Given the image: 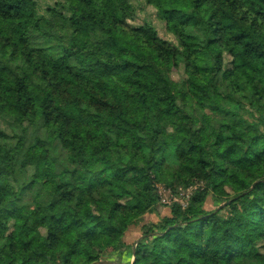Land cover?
<instances>
[{"label":"trees","instance_id":"16d2710c","mask_svg":"<svg viewBox=\"0 0 264 264\" xmlns=\"http://www.w3.org/2000/svg\"><path fill=\"white\" fill-rule=\"evenodd\" d=\"M146 4L0 0V264H264V0Z\"/></svg>","mask_w":264,"mask_h":264},{"label":"rangeland","instance_id":"374dc122","mask_svg":"<svg viewBox=\"0 0 264 264\" xmlns=\"http://www.w3.org/2000/svg\"><path fill=\"white\" fill-rule=\"evenodd\" d=\"M56 1H58V0H38V2L40 3V5L42 7L54 4ZM134 5L137 9V15H138L137 20L134 22L135 25H139V24H142V23L147 22V21L152 22L157 27L160 35L163 38H165V39H167L173 43H176V39L172 35H170L166 32L164 23L157 19L156 11L152 7L147 6L146 0H134ZM183 76L184 75L182 74V72H178V73L174 72V77L176 80H181L183 78ZM164 189H165L164 186L160 185L161 200H162V205L160 207V211H161L162 215H165L169 212L170 205L175 201V199H172L171 196L164 191ZM173 193H174V195L177 194V192L176 193L173 192ZM206 207L210 210L215 208L212 198L208 199ZM135 237H136V234L130 232V233H128L127 239L129 242H132V240Z\"/></svg>","mask_w":264,"mask_h":264},{"label":"built area","instance_id":"2783aa9c","mask_svg":"<svg viewBox=\"0 0 264 264\" xmlns=\"http://www.w3.org/2000/svg\"><path fill=\"white\" fill-rule=\"evenodd\" d=\"M192 190H193V188H190V189H187V190H180L179 193L174 195L171 191L164 189V191L166 193H168L171 196L172 199H175V201H181L184 206L187 205V201L186 200H188L190 198V196L192 194ZM159 192H160V196H161V191H159Z\"/></svg>","mask_w":264,"mask_h":264},{"label":"water","instance_id":"95a60500","mask_svg":"<svg viewBox=\"0 0 264 264\" xmlns=\"http://www.w3.org/2000/svg\"><path fill=\"white\" fill-rule=\"evenodd\" d=\"M222 206H224V205H222ZM221 206V207H222ZM97 264H107L106 262H99V263H97Z\"/></svg>","mask_w":264,"mask_h":264}]
</instances>
